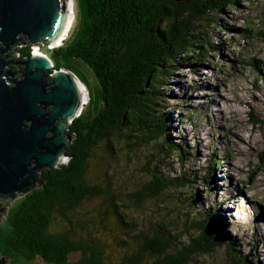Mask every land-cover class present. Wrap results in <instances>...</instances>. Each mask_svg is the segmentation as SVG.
Returning <instances> with one entry per match:
<instances>
[{
    "label": "trees",
    "instance_id": "obj_1",
    "mask_svg": "<svg viewBox=\"0 0 264 264\" xmlns=\"http://www.w3.org/2000/svg\"><path fill=\"white\" fill-rule=\"evenodd\" d=\"M76 1V30L69 41L52 48L50 58L54 67L72 72L86 84L89 100L70 126L75 137L66 151L67 162L58 168L44 169L41 186L22 195L8 209L6 229L0 226V255L12 262L38 257L44 264H108L103 243L78 235L74 227L98 220L99 228L107 231L104 221L109 216L116 231L124 232L120 238L114 236V242L128 251L123 256L124 264H139L150 258L153 264H186L195 256L205 262L217 247L225 244L232 254L238 255L236 258L228 252L225 254L234 264H262L264 251L261 261H256V243L242 253L235 242H226L225 238L230 237L221 232L224 224L216 217L214 205H203L207 191L201 195L196 186L188 184L195 182V171L188 177L181 174L164 179L159 176V165L154 161L171 152L180 161L192 156L189 153L193 149L186 150L181 135L177 141L172 139L176 135L170 136L173 129L169 127L168 114L172 108L164 111L169 103L168 81L183 59L192 58V64L208 61L209 52L215 49L216 54H221L222 44L214 45L207 29L199 30L198 26L204 23L216 28L220 24L218 13L238 6L242 0ZM242 29L245 36L249 29ZM228 41H233V37L224 39L223 43ZM18 52L20 58L30 55L31 45H23ZM255 71L259 73L257 66ZM90 78L95 87L89 84ZM172 106L179 112L185 103L178 101ZM252 120L255 124L262 123L255 116ZM121 133L127 134H124L126 141L119 142L121 147H127L131 139L140 151L150 150L139 169L148 171L151 178L132 193L136 209L142 208L148 199L150 207L153 200L160 202L158 196L170 186L183 188L188 201L186 211L177 218L181 227L164 217L163 222L152 221L151 232H145L144 221L136 233L132 231L134 219L131 215L129 219L125 217L126 204L119 205L121 196L117 199V191L110 192L108 187L98 184L88 185L85 173L89 152L101 141ZM146 137L151 138V143H146ZM107 147L113 150L110 142ZM145 150L141 155H146ZM210 159L205 176L199 178L205 183L211 180L210 172L218 161L217 157ZM261 165L264 166V157ZM99 195L103 196L105 205L98 208L95 217L87 221L88 218L78 220L73 216L78 207ZM56 223L63 226L53 230ZM183 237L186 244L181 241ZM73 255L77 259H72Z\"/></svg>",
    "mask_w": 264,
    "mask_h": 264
},
{
    "label": "rangeland",
    "instance_id": "obj_2",
    "mask_svg": "<svg viewBox=\"0 0 264 264\" xmlns=\"http://www.w3.org/2000/svg\"><path fill=\"white\" fill-rule=\"evenodd\" d=\"M73 2L74 18L66 37L58 45L46 41L31 45L32 53L37 47L41 54L50 57L53 47L70 40L78 22V4L76 0ZM216 18L220 23L216 28L203 23L198 29H207L214 45L222 44L219 47L221 54H216L215 49L209 52L208 61H193L192 64V58L183 59L168 81L169 103L164 111L172 108L168 114L169 127L173 129L170 136L176 135L177 138L172 139L177 141L181 135L187 144L186 150L193 149V152L189 153L192 156L187 155L185 160L180 161L176 153L171 152L154 161L159 165V176L164 179H167V176L176 178L181 174L188 177L195 171V182L188 184L196 186L201 195L202 191H207L203 205H214L216 217L224 224L221 232L230 237L225 238L226 242H235V246H238L242 253L248 252L251 245L256 243V261H261L264 251V166L260 162L264 157V0L239 1L238 6L225 8ZM242 28L249 29L245 36H242ZM230 37H233V41L223 43L224 39L228 40ZM22 46L18 44L17 50ZM19 54L18 52V55L11 59L19 58ZM9 65L16 66L14 69L10 68L13 71L20 67L14 63ZM256 66L259 73L255 71ZM89 84L95 87L92 78ZM178 101H184L183 111L178 112L176 107L172 106L178 104ZM251 113L262 123L255 124ZM124 134L127 136L126 133H121L109 137L106 142L101 141L89 152L85 173L88 185L98 184L108 187L110 192L117 191V199L120 196L123 199V202L119 199V205L126 204L128 214L125 213L124 216L128 219L132 216V231L136 233L144 221L145 232H151L152 221L163 222L164 217L168 221H174L173 225L181 227L177 218L186 211L185 205L188 201L185 197L187 192L183 188L170 186L158 196L161 198L160 202L155 199L150 207L148 199L142 208L136 209L132 193L139 190L146 179L151 178L147 170L142 172L139 169L143 167L146 156L148 159L150 150L145 148L146 150L140 151L131 139L130 143L127 142V147H121V142L126 141ZM150 140L151 138L146 137L147 144ZM109 142L113 150L107 147ZM144 150L145 156L141 155ZM210 156L217 157L218 161L210 172L211 180L205 183L199 178L205 176L211 162V159L208 160ZM67 160L68 158L65 162ZM100 170L106 174L103 175ZM21 196H16L5 206L0 216V226L3 229H6L8 209L16 204ZM104 205L103 196H94L85 205L78 207L73 216L78 220L88 218L87 221H90V217H95L98 208ZM193 209L190 213H193ZM104 223L107 224L108 232L99 228L98 220L93 224L86 223L83 227H74V230L84 238L103 243L104 257L108 264H124L123 256L128 251L122 250L123 248L114 242V236L120 238L124 232L116 231L109 216ZM62 226V223H56L52 225V229L56 230ZM169 231H172V227ZM240 239L242 241L237 243ZM181 241L187 243L185 239ZM216 250L211 255L214 259L207 256L206 263L200 262L201 258L195 256L186 264H234L225 255L227 252L230 256L238 258L226 244ZM74 258L77 259V255H73L72 259ZM0 260L6 264H44L38 257L12 262L0 255ZM139 264L153 263L150 258L140 261Z\"/></svg>",
    "mask_w": 264,
    "mask_h": 264
},
{
    "label": "water",
    "instance_id": "obj_3",
    "mask_svg": "<svg viewBox=\"0 0 264 264\" xmlns=\"http://www.w3.org/2000/svg\"><path fill=\"white\" fill-rule=\"evenodd\" d=\"M67 10V0H0V216L16 196L41 186L44 169L65 162L75 137L70 126L83 107V83L45 54L11 59L18 44L55 42Z\"/></svg>",
    "mask_w": 264,
    "mask_h": 264
},
{
    "label": "bare ground",
    "instance_id": "obj_4",
    "mask_svg": "<svg viewBox=\"0 0 264 264\" xmlns=\"http://www.w3.org/2000/svg\"><path fill=\"white\" fill-rule=\"evenodd\" d=\"M67 1H68V10H67L68 15H67V18H66L67 20H66V23H65L61 33L59 34L58 38L55 40V42L51 43L53 45L54 44L58 45L64 39V37H66V35L68 34V31H69V29L71 27L73 18H74V2H73V0H67ZM33 53L41 54L37 50V47H36V50ZM79 87H80V90L82 92V104L84 106V103L88 101L89 91H88L87 86L84 85V84L79 83Z\"/></svg>",
    "mask_w": 264,
    "mask_h": 264
},
{
    "label": "flooded vegetation",
    "instance_id": "obj_5",
    "mask_svg": "<svg viewBox=\"0 0 264 264\" xmlns=\"http://www.w3.org/2000/svg\"><path fill=\"white\" fill-rule=\"evenodd\" d=\"M20 58V57H19ZM19 58H15L14 60H19ZM21 67V66H20ZM20 67L18 66V71H20ZM8 68L10 69V68H12V69H14V68H16V66H12V65H9L8 66ZM11 70V69H10ZM15 74V73H14ZM20 78V77H19ZM16 79V78H15Z\"/></svg>",
    "mask_w": 264,
    "mask_h": 264
}]
</instances>
